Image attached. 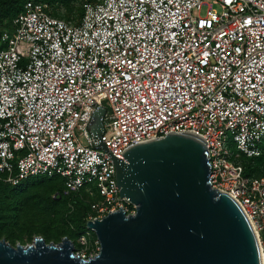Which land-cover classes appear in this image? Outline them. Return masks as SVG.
<instances>
[{
    "label": "built area",
    "instance_id": "2783aa9c",
    "mask_svg": "<svg viewBox=\"0 0 264 264\" xmlns=\"http://www.w3.org/2000/svg\"><path fill=\"white\" fill-rule=\"evenodd\" d=\"M187 130L205 140L210 183L241 205L264 264V176L231 159L260 155L264 140V0H87L76 24L24 0L0 24V181L60 176L63 195L99 196L89 220L134 213L107 153Z\"/></svg>",
    "mask_w": 264,
    "mask_h": 264
},
{
    "label": "water",
    "instance_id": "95a60500",
    "mask_svg": "<svg viewBox=\"0 0 264 264\" xmlns=\"http://www.w3.org/2000/svg\"><path fill=\"white\" fill-rule=\"evenodd\" d=\"M99 107L88 126L103 132ZM104 149L106 146L100 143ZM119 195L135 207L121 206L86 221L99 250L83 258L72 242L10 244L0 238V264H262L256 232L241 205L212 187L205 140L187 130L136 142L115 158ZM59 197V195H57Z\"/></svg>",
    "mask_w": 264,
    "mask_h": 264
},
{
    "label": "rangeland",
    "instance_id": "374dc122",
    "mask_svg": "<svg viewBox=\"0 0 264 264\" xmlns=\"http://www.w3.org/2000/svg\"><path fill=\"white\" fill-rule=\"evenodd\" d=\"M4 1L6 0H0V4ZM85 1L87 0H45L48 11L68 23H76L80 19ZM8 16L11 15L5 18ZM0 24L7 26L8 20L4 19ZM237 161L246 172L264 175V140L258 157L239 158ZM23 187V190L15 193L0 185V238L15 245L30 243L36 236H42L46 242H60L66 237L72 242L75 252L88 256L98 251L95 232L88 229L86 224L82 227L80 221L89 220L91 205L99 197L88 194L70 198L62 196L57 193L62 189V184L47 180L27 183ZM14 204L17 206L16 210L13 208Z\"/></svg>",
    "mask_w": 264,
    "mask_h": 264
},
{
    "label": "trees",
    "instance_id": "16d2710c",
    "mask_svg": "<svg viewBox=\"0 0 264 264\" xmlns=\"http://www.w3.org/2000/svg\"><path fill=\"white\" fill-rule=\"evenodd\" d=\"M43 1H45V0H43ZM91 1H94V0H91ZM23 2H24V0H6L2 4H0V22L4 21V19H7L8 20V23H9L11 21V19L15 15H17V13H19L21 11L22 6H23ZM47 12L51 16H53L48 11V8H47ZM82 13H83V4H82ZM7 15H11V16H8V17L5 18V16H7ZM81 16H82V14H81ZM53 17H55V16H53ZM80 19H81V17H80ZM79 20L76 23H78ZM76 23H69V24H76ZM230 145H231V147H230L231 154H233L235 150H234V147L232 146V144H230ZM255 157H258V156H254V157H243V156L234 157L233 156V157H231V159L233 160V162L241 165V163L239 161H237V159H239V158H242V159H253ZM242 170H243V175L248 176V177H251V178L252 177H258V176H264V175H253V174H250V173H248V172L245 171V169L243 168V166H242ZM43 180L51 181V182H54V183L55 182H58V183L62 184V189L60 188L61 190L60 191H57V193H59L60 195L63 196L64 183H63V178L60 177V176H53V177L33 176V177H30V178H27V179L21 181L17 185H10V184L4 183L2 181H0V185L3 186V188L5 190H9V191H12V192L17 193L18 190H23L24 189L23 185H27V183L35 184V183L40 182V181H43ZM81 195H87V193L84 190H81L80 191V195H76L74 197L81 196ZM93 196L99 197L97 194H95ZM13 208H14V210H16L17 209V206L14 204L13 205ZM85 220L86 219L80 221L82 227H85V224H86V221Z\"/></svg>",
    "mask_w": 264,
    "mask_h": 264
}]
</instances>
